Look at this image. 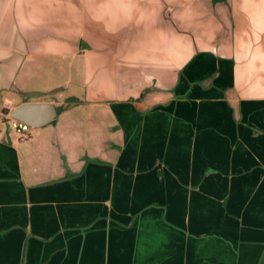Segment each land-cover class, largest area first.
I'll use <instances>...</instances> for the list:
<instances>
[{"label":"crops","instance_id":"obj_1","mask_svg":"<svg viewBox=\"0 0 264 264\" xmlns=\"http://www.w3.org/2000/svg\"><path fill=\"white\" fill-rule=\"evenodd\" d=\"M258 229L264 0H0V264H264Z\"/></svg>","mask_w":264,"mask_h":264},{"label":"water","instance_id":"obj_2","mask_svg":"<svg viewBox=\"0 0 264 264\" xmlns=\"http://www.w3.org/2000/svg\"><path fill=\"white\" fill-rule=\"evenodd\" d=\"M55 115V109L51 104H24L16 107L10 113L11 118L32 128L50 123Z\"/></svg>","mask_w":264,"mask_h":264},{"label":"built area","instance_id":"obj_3","mask_svg":"<svg viewBox=\"0 0 264 264\" xmlns=\"http://www.w3.org/2000/svg\"><path fill=\"white\" fill-rule=\"evenodd\" d=\"M3 109L9 111V105L4 104ZM6 116L8 117V119L11 123V126L13 127V129L16 131L17 134L23 135V137H26L29 135L28 134L29 133V126H27L26 124H24V123H22L16 119L11 118L9 112L6 113Z\"/></svg>","mask_w":264,"mask_h":264},{"label":"rangeland","instance_id":"obj_4","mask_svg":"<svg viewBox=\"0 0 264 264\" xmlns=\"http://www.w3.org/2000/svg\"><path fill=\"white\" fill-rule=\"evenodd\" d=\"M257 233H260V235H257ZM240 236L241 237L243 236V232H241ZM244 236H245V238L249 237L246 234ZM251 238L252 239H261L262 241H264V229L253 230Z\"/></svg>","mask_w":264,"mask_h":264}]
</instances>
